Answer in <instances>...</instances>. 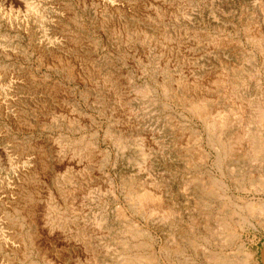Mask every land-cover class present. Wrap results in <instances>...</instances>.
I'll return each instance as SVG.
<instances>
[{
	"label": "rangeland",
	"instance_id": "rangeland-1",
	"mask_svg": "<svg viewBox=\"0 0 264 264\" xmlns=\"http://www.w3.org/2000/svg\"><path fill=\"white\" fill-rule=\"evenodd\" d=\"M174 1L187 16L169 25L195 31L193 35L202 41L200 44L214 40L218 46L188 61L190 67L193 64V75L230 74L235 78L238 97L253 104L264 100V47L250 42L245 34L246 28L264 32V0ZM28 2L39 11L31 19L30 29L21 26L29 14L24 0H0V82L6 84L4 88L17 82L13 92L10 90L14 94L6 98L5 89L1 96L12 97L10 114L14 117L0 113V182L13 180L16 192L12 208L0 201V217L9 220V230L16 234L18 243L12 251L0 244V264H74V257L54 260L58 253L36 230L44 225L39 220L36 225L38 217H53L56 225L69 229L72 239L81 242L86 255L93 258L86 257L82 264H117L127 256L149 252L156 255L158 264H214L210 260L214 251L226 257L238 254L235 245L221 246L207 239L203 214H215L221 207L229 210L231 207L224 203L231 200L236 210L247 216L243 205L264 199V189L256 183L258 175L251 174L258 166L249 164L241 153L238 159L228 162L236 172L235 185L228 172L221 179L225 197L205 196L201 183L215 174L214 155L202 164L194 155L184 154L178 139H191L190 148L208 152V133L201 121L163 96L155 81L161 66L155 49H149L145 60L133 55L140 44L135 22L121 17L132 39L127 50V44L117 35L104 33L96 26L94 10L83 8L77 0ZM53 16L59 17L60 23L50 25L47 19ZM44 36L61 41L55 50L58 48L62 57L79 65L87 79L97 73L113 81L119 92V108L130 110L124 117L145 121L154 130L150 139L155 149L144 151L134 136L121 135L116 120L108 114L113 106L104 101L101 89L86 79L70 76L65 67L43 57L36 44ZM188 62L180 66L186 67ZM179 73L177 70L166 75ZM127 92L132 96L130 104L124 95ZM220 102L222 113H229L231 102L223 97ZM232 123L233 130L240 128V119ZM196 133L203 142L195 137ZM50 142L54 147L48 146ZM62 147L69 153H89L88 161L83 160L76 171L47 167L46 162L53 163L55 150ZM22 168L30 171L24 186L19 176ZM147 188L161 192L169 214L164 221L139 213L133 204L131 197ZM24 207L36 221L26 219L21 212ZM262 217V212L256 210L248 222L239 221L241 243L252 254L251 264H262L264 226L258 222ZM77 232H85L86 241L76 237Z\"/></svg>",
	"mask_w": 264,
	"mask_h": 264
},
{
	"label": "bare ground",
	"instance_id": "bare-ground-1",
	"mask_svg": "<svg viewBox=\"0 0 264 264\" xmlns=\"http://www.w3.org/2000/svg\"><path fill=\"white\" fill-rule=\"evenodd\" d=\"M24 1L26 10L29 11V14L21 26L30 29V21L39 15V11L36 9V6L29 3L28 0ZM145 1H148L149 4H143L140 0H77L83 8L94 10V22L101 31L104 33L107 31L111 36L117 35L122 43L127 44L124 45L126 49L130 48L129 46L131 45L132 39L130 37L131 34L126 29L127 25L121 20V17L129 18V20L132 19L135 22L134 28L137 29V40L140 43L137 48L133 49V55H138L139 60L147 59L149 49L151 48H154L156 53L160 56V64H158L161 66H158V74L155 81L160 87L163 96L171 98L176 104L183 107L182 109H185L193 117L201 121L208 133L207 141L211 147V151L208 152L190 148L189 143L191 139L182 138L184 136L178 139L180 142L179 144H181V146L183 145L182 150L184 154L194 155L202 164L208 163L211 155H214L215 159L212 167L215 169V174L210 175L209 181L204 184L201 183V192L205 196L216 195L221 198L225 197L226 194L221 179L225 173L228 172L233 185H235L236 178L234 177V173L236 172L233 168H229L228 162L238 159L241 153L248 159L249 164L253 163L258 166L257 169L251 171V174L255 173L258 175L256 183L264 189V100L259 99L253 104L246 98L238 97L237 89H235L236 83L234 84L235 78L230 74L207 73L204 77L193 75V64L190 67L188 61L193 60L192 58L197 54L199 55L200 52L215 51L218 49V46L214 40L210 41L212 43L206 42V44H204L203 42V44H200L202 41L193 35L195 31L192 32L189 29H176L169 25L170 22L180 18L185 19L187 16V13L180 10L179 4L174 0ZM52 18L53 19H47L50 25L60 23L59 17L53 16ZM113 18H115V20H112ZM6 19L9 23H13L11 17ZM245 34L250 42L254 43L259 48L264 47V32L257 29L246 28ZM44 38H39V42L36 45L47 61H55L57 66L61 68L65 67L70 76L86 79L88 82L93 83L91 84L92 86L104 92V101L113 106L109 108L108 114L116 120V126L119 132L121 131V135L130 134L134 136L135 141H140L139 146L142 147L144 151L150 152L156 148L150 139L154 130L147 126L145 121L124 117L126 112L130 113V110L119 108L121 107L119 106L120 103L118 104L120 100L119 92L111 79H103V77L96 72V74L94 73V78L92 77L93 79H87L81 67H78L79 65L77 66L75 65L76 63L73 64L74 61L70 62L62 57V52L59 51L58 48L55 50V48L61 44V41L51 39L50 37L48 38L47 36H44ZM53 52L56 53L54 57L52 55ZM126 58H130L129 55H126ZM184 61L188 62V66L183 67L185 69L182 68L184 64L180 66V63ZM52 64L54 63L52 62ZM177 70L180 71L179 74H173L172 77L166 75L176 72ZM181 71H185L186 73L180 75L182 73ZM10 83L11 85L9 87L4 88L6 84L0 82V113L13 118L14 115L10 114L12 97H9V99L1 97L6 90L7 94L5 93V97L14 94L12 92L17 82ZM10 90H12V92ZM124 95L126 96L127 102L130 104V101H132L130 92ZM222 97L223 100L231 102L229 113L227 114L222 113L223 110L220 102ZM236 119H240V128L233 130L232 122ZM250 125L257 126L258 130H250ZM195 137H199V141L202 140L203 142L199 133H196ZM48 146L51 148L54 147L51 142ZM63 147L59 150H55L56 159L53 163H49V160L47 162L45 161L47 167L53 165L59 170L76 171L83 166V160L88 161L89 153L80 155L78 150L69 153L65 151V149L63 150ZM143 155L147 158L146 152H143ZM147 164L149 168H152V164H150L149 161ZM8 167L12 169L13 164L9 163ZM29 174V169H20L19 176L22 178L23 186ZM15 190L16 184L13 180L8 183L0 182V201L9 208L15 205L13 198L16 192ZM131 200L136 206L137 211L141 214L156 216L163 221L169 216L166 212L162 194L157 190L150 188L143 189V191H139L133 195ZM225 204L231 208L226 210L225 207H221L215 214H203L205 235L208 240H214L218 245H235V250L238 254L226 257L214 251L211 254L210 260H212L214 264H251L252 254L245 251L244 245L241 243L242 236L238 229L241 222L239 221L244 220L248 222L249 219L253 217L254 212L260 210L263 217L258 222L264 226V199H258L257 202L252 200L243 205V213H247V216H243L236 210L233 201H226L224 205ZM21 212L24 213L29 222L36 221V218L32 215L33 213L25 207L21 209ZM38 220L42 221L44 225L36 230L42 236L44 235L43 238L50 243L51 249L53 248L52 250L58 253L54 256L55 261H60L61 259L66 261L68 258L74 257V264H82V260L88 256L93 260L90 254L86 255L87 251L82 248L80 245L81 242L78 243V240L72 239V234L68 231L69 229L60 227L58 224L56 225L53 217H38L36 225H38ZM193 222L196 223L197 226V221L193 220ZM10 226L9 220L0 217V244L7 250L12 251L16 250L18 243L16 234L10 231L11 229L9 230ZM77 233L78 236L76 237L82 238L84 242L86 238L85 232ZM220 250L221 248L218 249V251ZM70 254L74 256H70ZM95 256H93L94 262H96ZM117 264L158 263L156 255L153 252H149L144 256H127Z\"/></svg>",
	"mask_w": 264,
	"mask_h": 264
},
{
	"label": "water",
	"instance_id": "water-1",
	"mask_svg": "<svg viewBox=\"0 0 264 264\" xmlns=\"http://www.w3.org/2000/svg\"><path fill=\"white\" fill-rule=\"evenodd\" d=\"M260 260L261 263L264 264V245L260 249Z\"/></svg>",
	"mask_w": 264,
	"mask_h": 264
}]
</instances>
